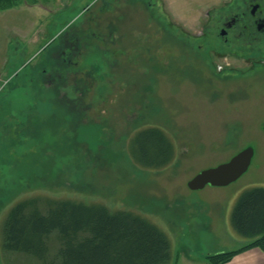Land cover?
Listing matches in <instances>:
<instances>
[{
    "label": "rangeland",
    "instance_id": "1",
    "mask_svg": "<svg viewBox=\"0 0 264 264\" xmlns=\"http://www.w3.org/2000/svg\"><path fill=\"white\" fill-rule=\"evenodd\" d=\"M230 1L25 0L0 11V264H42L1 247L6 214L28 198L131 211L167 236L175 264H207L206 255L241 246L230 213L243 191L264 187V46L242 54L258 58L254 66L224 59L214 37L198 41L195 56L149 12L164 8L198 34V19L234 11ZM77 40L75 55L61 45ZM147 127L174 147L161 170L129 155ZM247 148L253 158L235 182L187 188Z\"/></svg>",
    "mask_w": 264,
    "mask_h": 264
},
{
    "label": "trees",
    "instance_id": "2",
    "mask_svg": "<svg viewBox=\"0 0 264 264\" xmlns=\"http://www.w3.org/2000/svg\"><path fill=\"white\" fill-rule=\"evenodd\" d=\"M23 1L0 0V11L16 8ZM55 105L62 110L67 106L64 100ZM128 150L138 167L152 171L167 167L174 158L172 143L158 127L136 131ZM230 226L245 245L206 255L207 264H227L253 248L264 251V187L239 195L230 213ZM1 238L5 253L42 264H175L170 242L160 229L131 211L110 210L99 203L23 199L6 214Z\"/></svg>",
    "mask_w": 264,
    "mask_h": 264
},
{
    "label": "flooded vegetation",
    "instance_id": "3",
    "mask_svg": "<svg viewBox=\"0 0 264 264\" xmlns=\"http://www.w3.org/2000/svg\"><path fill=\"white\" fill-rule=\"evenodd\" d=\"M237 1V8L232 12L230 10L223 13L226 9L225 7V9L219 8L216 11L214 9L208 10L198 19V23L201 25L198 34L190 33L184 30L183 26L173 23L170 18L171 15L168 12L166 13L164 8H153L149 12H151L150 17L152 20H157L154 17H158L162 22H166L165 25L159 24L163 33L171 32L169 33L171 38L175 39L182 47L188 48L189 51L191 50L190 52L194 53L195 56L198 53L197 50L201 48V46H195V44L198 41H203L205 37L209 39L214 37L216 42L225 49L224 59H234L242 63L248 61L251 66H254L258 58L245 57L242 54H250V51L257 53L258 48L264 46V0ZM232 5L233 0L227 3V6ZM175 31H178V33H175ZM93 36L95 38L97 36L100 37V35L95 34ZM79 42L80 40H77L74 44L61 45L69 49L72 55H75L81 48ZM109 42L112 43V41ZM70 53L66 54V56H70ZM62 54L65 56V53ZM210 55H213V52ZM260 61L262 62V60ZM226 71L232 70L227 68Z\"/></svg>",
    "mask_w": 264,
    "mask_h": 264
},
{
    "label": "water",
    "instance_id": "4",
    "mask_svg": "<svg viewBox=\"0 0 264 264\" xmlns=\"http://www.w3.org/2000/svg\"><path fill=\"white\" fill-rule=\"evenodd\" d=\"M252 158L253 150L251 148L244 149L226 163L196 174L187 182V188L191 191H199L206 186H228L239 179L248 170Z\"/></svg>",
    "mask_w": 264,
    "mask_h": 264
},
{
    "label": "crops",
    "instance_id": "5",
    "mask_svg": "<svg viewBox=\"0 0 264 264\" xmlns=\"http://www.w3.org/2000/svg\"><path fill=\"white\" fill-rule=\"evenodd\" d=\"M12 9H18V7L16 8H12ZM9 9V10H12ZM7 10V11H9ZM235 242H237L238 244H240L242 246L245 245V240H240L239 238H235L234 239ZM238 247V248H240ZM236 248V249H238ZM236 249H231L232 250H236ZM228 252V251H227ZM227 264H264V251L259 250L258 248H253L247 251H244L236 256H234L232 258V260L227 263Z\"/></svg>",
    "mask_w": 264,
    "mask_h": 264
}]
</instances>
